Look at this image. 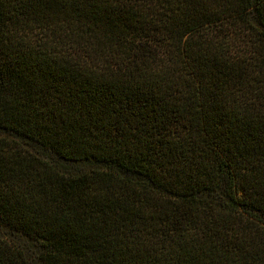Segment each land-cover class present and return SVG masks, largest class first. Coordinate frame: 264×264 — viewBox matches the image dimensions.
Here are the masks:
<instances>
[{
    "label": "trees",
    "instance_id": "1",
    "mask_svg": "<svg viewBox=\"0 0 264 264\" xmlns=\"http://www.w3.org/2000/svg\"><path fill=\"white\" fill-rule=\"evenodd\" d=\"M0 264H264V0H0Z\"/></svg>",
    "mask_w": 264,
    "mask_h": 264
}]
</instances>
